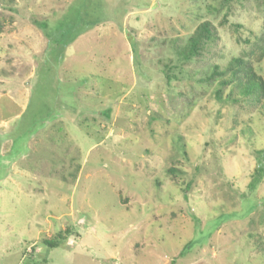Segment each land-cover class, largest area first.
<instances>
[{
	"label": "rangeland",
	"instance_id": "rangeland-1",
	"mask_svg": "<svg viewBox=\"0 0 264 264\" xmlns=\"http://www.w3.org/2000/svg\"><path fill=\"white\" fill-rule=\"evenodd\" d=\"M262 33L264 0H0V264H264V99L210 79Z\"/></svg>",
	"mask_w": 264,
	"mask_h": 264
},
{
	"label": "trees",
	"instance_id": "trees-1",
	"mask_svg": "<svg viewBox=\"0 0 264 264\" xmlns=\"http://www.w3.org/2000/svg\"><path fill=\"white\" fill-rule=\"evenodd\" d=\"M233 0H219L222 7L228 5ZM239 1V0H235ZM214 37V30L209 21H203L199 23L187 42L181 48L177 47L178 55L185 59L190 60L192 58L200 57L204 51L205 46L212 41ZM250 59L247 61L241 58H232L225 72L218 73L216 70L210 76L213 79L214 75L221 76L229 74L228 80L220 81V85L225 87L230 85L231 90L223 97L222 89H218L215 92L217 101L226 100L231 103H237L240 99L245 103L260 102L264 99V79L256 72L253 64L259 63L264 59V33H262L253 45V49L249 53ZM254 62V63H253ZM234 89L237 90L241 98L234 97ZM257 168L254 173V178L249 184V189L253 190L257 184L260 183L264 175V149L256 151ZM255 235V234H253ZM255 237L257 246H260L261 241ZM63 240V236L58 234L55 239L44 240V244L49 248L57 247L60 241Z\"/></svg>",
	"mask_w": 264,
	"mask_h": 264
}]
</instances>
